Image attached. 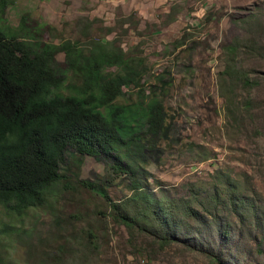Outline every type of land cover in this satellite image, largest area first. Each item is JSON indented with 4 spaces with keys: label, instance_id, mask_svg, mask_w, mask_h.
<instances>
[{
    "label": "rangeland",
    "instance_id": "1",
    "mask_svg": "<svg viewBox=\"0 0 264 264\" xmlns=\"http://www.w3.org/2000/svg\"><path fill=\"white\" fill-rule=\"evenodd\" d=\"M21 15L40 41L110 40L136 55L139 85H123L113 103L144 106L153 95L163 114L156 135L131 125L147 141L133 176L104 156L70 152L43 205L19 213L0 205V264H215L183 244L159 247L143 230L128 232L79 180L122 202L137 177L142 194L167 202L200 197L227 176L252 187L246 191L259 196L264 214V56L242 41L228 62L227 50L234 39L264 44V0H11L0 28L13 29ZM55 62L63 66L62 51ZM230 65L259 79L251 114L236 108L247 92L226 72Z\"/></svg>",
    "mask_w": 264,
    "mask_h": 264
},
{
    "label": "trees",
    "instance_id": "2",
    "mask_svg": "<svg viewBox=\"0 0 264 264\" xmlns=\"http://www.w3.org/2000/svg\"><path fill=\"white\" fill-rule=\"evenodd\" d=\"M10 2L0 0V18ZM23 23L21 15L13 29L0 28V205L15 213L44 204L70 152L104 156L113 168L138 173L147 141L131 125L143 123L145 133L156 135L163 114L153 95L144 106L113 103L123 85H139L144 65L133 53L96 38L40 41ZM242 41L264 56V44L234 39L228 62ZM58 51L64 55L61 67L55 62ZM225 70L247 92L236 108L251 114L255 100L249 93L259 79L235 65ZM79 182L101 195L115 222L130 233H149L159 247L177 242L215 264H264V214L256 203L259 196L246 191L254 192L252 187L223 176L200 197L159 202L142 194L134 177L131 193L119 202L102 186Z\"/></svg>",
    "mask_w": 264,
    "mask_h": 264
}]
</instances>
